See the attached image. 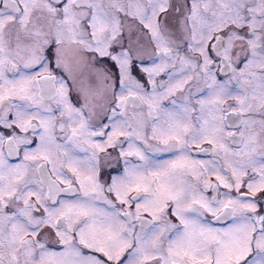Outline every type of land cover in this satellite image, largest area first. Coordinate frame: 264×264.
I'll return each mask as SVG.
<instances>
[{
    "label": "snow or ice",
    "instance_id": "6c2138e0",
    "mask_svg": "<svg viewBox=\"0 0 264 264\" xmlns=\"http://www.w3.org/2000/svg\"><path fill=\"white\" fill-rule=\"evenodd\" d=\"M0 264H264V0H0Z\"/></svg>",
    "mask_w": 264,
    "mask_h": 264
}]
</instances>
